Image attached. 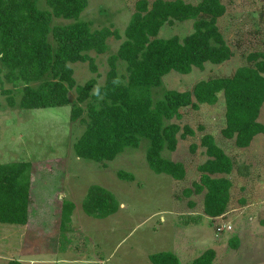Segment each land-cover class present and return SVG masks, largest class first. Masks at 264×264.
<instances>
[{"label": "rangeland", "instance_id": "rangeland-1", "mask_svg": "<svg viewBox=\"0 0 264 264\" xmlns=\"http://www.w3.org/2000/svg\"><path fill=\"white\" fill-rule=\"evenodd\" d=\"M138 1L89 0L80 19L91 22L93 29L110 27L113 31L118 30L121 38L111 36L107 39L109 49L104 54L90 52L95 58L97 72L91 70L89 62L71 64L77 85H84L95 78V91L105 84L110 70L109 57L117 53L125 40V30ZM148 1L152 5L156 0ZM185 1L198 4L202 0ZM222 1L227 12L219 18L218 25L234 56L221 64L208 61L204 68L195 66L187 74L170 71L164 76L163 85L154 89L155 101L162 98L167 89L192 90L203 79L230 76L239 67L250 64V53L264 51V0ZM39 6L49 8L45 0H41ZM194 21L167 23L158 36L170 38L177 35L183 39L194 31ZM70 22L54 17L52 27ZM118 71L121 75L127 72L123 60L118 61ZM4 73L0 72V163L32 162V193L37 203L34 213L42 214L46 219L39 223L36 220L30 228L0 223V264H8L15 259L23 264H64L62 258L68 254L72 255L71 259L80 255L81 260H74L71 264H150L147 251H172L178 256L179 264H192L194 257L208 248L216 250L217 264H264V229H261L264 225V133L256 137L250 149L237 146L235 139L226 138L222 133L226 127L223 92L216 104L203 103L199 109L192 106L183 108L182 118L171 121L179 123L182 130L177 137V149H165L163 155L184 164L186 175L179 180L163 172H154L150 167L146 157L147 139H143L138 148L128 147L105 164L78 156L74 145L87 128L88 114L85 111L81 118L71 119V106L79 104L76 88L69 93L70 105L40 109L11 107L2 87L15 89L18 100L19 93ZM81 105L86 108V103ZM259 121L264 123V104ZM185 125L194 128V136H181ZM207 133L214 135L217 144L231 156L235 165L232 174L228 175L234 184L230 191L231 205L227 214L220 217H211L205 212L203 203L207 190L186 194V190L194 189V182L200 180L202 172L199 165L208 159L201 145V137ZM193 145H197L195 151L192 150ZM256 150L261 152L255 154ZM250 157L253 160H249ZM249 161L254 166H261L263 177L259 189L256 184L244 183L240 179L244 163ZM121 170L133 173L135 180L122 179L118 175ZM92 185L105 187L114 194L122 204L117 213L97 219L85 211L82 205ZM242 199L250 200L252 207L261 202L256 205L259 208L252 213L251 221L254 222L251 229L257 232V236L256 239L249 234L242 236L239 248L234 249L229 241L241 234L235 224L239 214L242 215L239 210L243 205ZM67 200H72L77 208L72 213L75 221L70 223L66 232L69 236L64 235L60 239V252L56 257L49 254L50 235L55 229H61L60 210ZM41 222L45 227L40 225ZM232 223H235L234 227ZM69 247L76 249L70 250Z\"/></svg>", "mask_w": 264, "mask_h": 264}, {"label": "trees", "instance_id": "trees-1", "mask_svg": "<svg viewBox=\"0 0 264 264\" xmlns=\"http://www.w3.org/2000/svg\"><path fill=\"white\" fill-rule=\"evenodd\" d=\"M40 1L0 0V72L5 71L7 81L16 87L19 100L15 89L2 87V92L11 107L40 109L70 105L69 93L76 88L79 104L71 106V119L81 118L85 111L88 114L87 128L74 145L78 156L105 164L147 139L146 157L154 172L182 180L186 175L184 164L163 155L165 149H177L182 130L179 123L171 121L182 118L183 108L216 104L221 92L226 102V127L222 130L226 138H235L236 145L245 148L264 133V123L259 121L264 104V51L250 53V64L230 76L203 79L192 90L167 89L156 101L153 97L154 89L163 85L170 71L187 74L195 66L204 68L208 61L221 64L234 56L218 25L227 12L222 0H202L198 4L156 0L152 5L148 0H139L125 30V40L109 57L107 80L95 91V78L84 85L76 84L71 64L89 62L91 70L97 72L90 52L106 53L107 39H120V32L110 27L93 29L91 22L80 19L89 0H45L48 9L40 8ZM54 17L72 22L52 27ZM190 19L195 20L194 31L185 38L158 36L165 24ZM119 60L126 63L124 75L118 73ZM194 135L190 125L183 127V138ZM201 138L208 159L199 165L200 180L186 194L207 190L203 203L206 214L223 216L233 186L228 175L233 172L234 162L214 135L207 133ZM196 147L193 145L192 150ZM31 168L30 161L0 163V223L31 227L36 220L39 223L46 219L34 213L37 203L32 193ZM218 174L222 176H214ZM118 175L135 180V175L125 170ZM74 205L70 200L63 202V230L71 222ZM119 205L108 189L92 185L82 206L88 214L106 218L116 213ZM229 244L239 248L240 238L233 236ZM151 260L153 264H179L178 256L171 251L152 254ZM215 260L216 250L208 248L192 264H217ZM8 264L22 262L15 259Z\"/></svg>", "mask_w": 264, "mask_h": 264}, {"label": "crops", "instance_id": "crops-1", "mask_svg": "<svg viewBox=\"0 0 264 264\" xmlns=\"http://www.w3.org/2000/svg\"><path fill=\"white\" fill-rule=\"evenodd\" d=\"M260 134H263V133H260ZM259 134V135H260ZM258 136V135H257ZM256 136V137H257ZM256 137L254 138V140L252 141V143H251V145L249 146V147H245V149H250V148H252L253 146H254V144H255V139H256ZM231 139H235V138H231ZM258 152H261V151H257L256 150V152H255V154H257ZM264 156V155H263ZM250 159H252L251 157L249 158V160ZM253 160V159H252ZM204 163V162H203ZM202 164V163H201ZM245 165H246V168H244V172H243V176L241 175L240 176V179L242 180V182H244V183H253V184H256V186L258 187V189L260 188L259 186L260 185H262V182H261V180H262V177H263V173H262V169H261V166L260 165H253V164H250V161L249 162H247V163H244ZM253 165V166H252ZM234 169H235V165H234ZM234 169H232V171L234 170ZM232 174V173H231ZM230 174V175H231ZM215 177L216 176H222V175H220V174H218V175H214ZM234 185V184H233ZM254 195V194H253ZM72 201V200H71ZM242 201H243V203H241V204H243L240 208H239V210H241V213H242V215L241 214H239L240 216H238V218H236L237 219V221H236V224L235 223H232V225H233V227H234V224H235V226L236 227H239L240 229H239V232H241V234H239V235H235V236H237V237H239L240 239L241 238H243L242 236H246L247 234H249V236L250 237H254V239H256V234H257V232H253V230L251 229V225L254 223V222H251V221H253V219H252V217H253V215H252V213L254 214V212H255V210H257L258 208H259V206H256V205H260L259 203H261V202H258V203H256V205H253V207L251 206V205H249V201L250 200H245V199H242ZM73 202V201H72ZM120 203V202H119ZM262 203H264V201L262 202ZM245 204V205H244ZM60 205V204H59ZM62 205V204H61ZM120 205H122L121 203H120ZM119 205V206H120ZM229 205H231V204H228V207H229ZM249 207V208H248ZM120 208H121V206H120ZM119 208V209H120ZM243 208H245V210L243 209ZM77 208L75 207V210H76ZM119 209H118V211H119ZM243 209V210H242ZM248 209V210H247ZM61 211V210H60ZM117 211V212H118ZM116 212V213H117ZM227 212H228V208H227ZM248 212V214H246ZM75 213V212H74ZM115 214V213H114ZM225 214H227V213H225ZM224 214V215H225ZM113 215V214H112ZM248 215H250V216H248ZM252 215V216H251ZM111 216V215H110ZM220 217V216H219ZM97 219H105V218H97ZM75 220H74V215L73 216H71V222H74ZM233 222L235 221V219H233L232 220ZM238 221H239V223L240 224H238ZM70 222V223H71ZM61 223V222H60ZM70 223L68 224V226L66 227V229H60V230H57V229H55L54 230V233L53 234H51L50 235V237H51V239H50V253L49 254H54V255H56V257H57V254H59L58 252H60V247H59V244H60V239L62 238V237H64V235L65 236H69V235H67V231H68V228H69V225H70ZM263 223H264V221H263ZM23 226H27V225H23ZM38 227V226H37ZM30 228V227H29ZM37 229H39V230H41V228L40 227H38ZM254 229H256L255 227H254ZM261 229L263 230L264 229V225H263V227H261ZM256 231H258L257 229H256ZM45 233V232H44ZM259 235H261V234H259ZM258 235V236H259ZM56 236V237H55ZM59 237V239H58V237ZM59 241H58V240ZM99 243H101V244H103L102 242H99ZM105 243V242H104ZM192 243L193 242H191L190 244L191 245H188V248L190 249L191 248V246H192ZM106 246V245H105ZM73 248H75L76 249V247H72V248H70L69 247V249L70 250H73ZM153 252V251H152ZM162 252V251H161ZM164 252H166V251H164ZM172 252V251H171ZM189 252L190 253H193V252H191V250H189ZM69 253V252H68ZM155 253H159V252H155ZM155 253H151V252H148L147 251V253H146V257L148 258V260L151 262L150 264H153L152 263V260H151V255L152 254H155ZM173 253H175V252H173ZM95 256H98V255H95ZM200 256V254L199 255H197V256H195L194 257V259H193V261L197 258V257H199ZM106 257H108V255H106ZM72 258V255L70 256L69 254L68 255H64V257L62 258V260H63V262H64V264H71L74 260H81V259H79L80 258V255L78 256V257H76V258H73V259H71ZM95 258H99L100 259V257H95ZM94 258V259H95ZM109 258V257H108ZM86 262H89V263H91L89 260H85ZM102 261H103V259H102ZM101 261V262H102ZM22 264H23V262H22ZM102 264V263H101Z\"/></svg>", "mask_w": 264, "mask_h": 264}]
</instances>
